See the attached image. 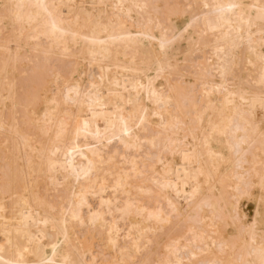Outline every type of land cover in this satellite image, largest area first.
<instances>
[{
    "label": "bare ground",
    "instance_id": "obj_1",
    "mask_svg": "<svg viewBox=\"0 0 264 264\" xmlns=\"http://www.w3.org/2000/svg\"><path fill=\"white\" fill-rule=\"evenodd\" d=\"M0 264H264V0H0Z\"/></svg>",
    "mask_w": 264,
    "mask_h": 264
}]
</instances>
